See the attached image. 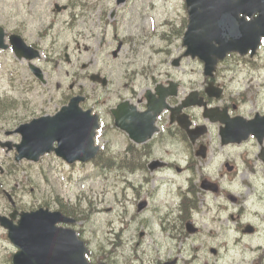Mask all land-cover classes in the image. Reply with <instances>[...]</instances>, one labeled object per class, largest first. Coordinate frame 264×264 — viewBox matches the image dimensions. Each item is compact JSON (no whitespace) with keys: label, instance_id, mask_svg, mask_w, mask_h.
Returning <instances> with one entry per match:
<instances>
[{"label":"flooded vegetation","instance_id":"obj_1","mask_svg":"<svg viewBox=\"0 0 264 264\" xmlns=\"http://www.w3.org/2000/svg\"><path fill=\"white\" fill-rule=\"evenodd\" d=\"M78 38L82 42L83 49L79 51L76 59L80 70V85H78L80 93L75 94L84 96L82 94L85 77L81 76L82 74L107 72L110 75L107 84L111 87L109 100L96 98L90 103V100L84 96L80 103L83 110H90L98 118V136H100L98 139L106 140L105 144L98 142L100 150L113 145L117 136L127 133L116 127L115 118H119L124 121L128 129L142 128L146 134L151 133V137L138 146L139 149L132 148V143L123 135L126 139L127 153L140 154L141 152L148 163L158 160L163 164L160 166L151 164L154 167V170L150 171L151 176L155 177L158 173L172 178L181 177L184 172L192 169L190 162L195 159L208 161L209 168L208 170L206 168V176L201 177L200 181L207 179L215 183L216 192H204L198 187L199 181L184 177L181 181L188 185L187 191L193 195V200H196V195L202 194L209 198H216L220 202H227V191L234 190L239 172L254 176L256 171H261L264 177V166L259 158L261 150L264 149V125L258 120L264 115V103L253 108L251 105L255 99L241 104H237L230 97L226 99L225 89L220 86L219 81L222 75L220 68L216 67L212 75L207 76L204 74L202 65L190 67L189 72L184 74L180 71L186 70L185 68L167 67L163 72H156L159 70L157 67H116L112 63L121 52L120 47L117 54L115 53L116 43L108 45L103 37L99 38L94 32L85 28L79 33ZM263 45L264 41L261 40L253 56L250 53L245 56L229 54L230 56L227 55L224 62L236 57L242 61L247 60L252 68L257 69V64L249 58L264 57ZM33 47L37 48L36 45ZM78 48L80 49V45ZM54 63L56 66L57 61ZM42 64H48L46 56ZM188 96L194 97L195 100L201 99L204 106L198 107L193 104L183 106V101ZM257 96L263 95L257 92ZM258 100L259 98L256 102ZM205 109L208 110L209 115H205ZM256 119L255 134L258 137L263 136L260 141L254 135H250L251 129L248 126L249 121L254 122ZM186 130H190L193 138L190 139ZM227 136L246 139L241 143L224 144L222 140ZM179 147L184 166L170 162L174 151ZM236 148L244 149V151L237 155L225 154L229 153L228 150ZM198 152L204 153L205 157H198ZM249 155L253 158L250 159ZM226 165L231 169L225 168ZM150 181L153 185L157 183V180ZM232 200L235 201V198ZM201 207L207 213L210 212L206 201ZM224 210L225 206L217 202L216 213H223ZM229 219L237 221L239 231L242 233L244 226L240 225L239 215H229ZM173 222L179 224L180 219L175 218ZM192 223L197 228L194 234L196 236L200 233L199 225L194 220ZM210 228L212 231L222 229L223 224L214 221Z\"/></svg>","mask_w":264,"mask_h":264},{"label":"rangeland","instance_id":"obj_2","mask_svg":"<svg viewBox=\"0 0 264 264\" xmlns=\"http://www.w3.org/2000/svg\"><path fill=\"white\" fill-rule=\"evenodd\" d=\"M80 1L82 0H0V25L4 27L7 32L15 29H25V36L30 41H38L36 34L39 33V30L47 28L48 24H54V26H52L53 29L61 30V35H59L57 39V45L67 43L69 44V48L66 51L76 54V37H74L76 33L71 36L70 33H65L68 32L66 27L60 26L61 24L66 25L72 22V19L76 20V22H73L76 25L75 30L78 29L79 26L82 27L83 25L81 23L83 22L88 24L89 28L97 30L96 24H98L100 13L102 12V18H104L107 23L110 24L113 22L117 24L119 33H133L138 35L140 29H136L135 26H139L141 29L145 30L146 33L151 31L152 26V28L155 27L154 30H156V33H162L166 30V27L162 25L164 22H169L176 26L178 23H181L180 14H184L185 12L183 11V0H130L125 6L120 7L115 6L112 0H104L91 9L82 8ZM53 3H58L59 5L71 3V7L66 13L61 12L60 14H54L51 11ZM74 3L76 5H74ZM114 9H117L114 18H109L108 13L114 11ZM51 19L55 20V22L49 23L48 21ZM52 36L53 35L49 33L44 37L43 40H41L42 44L43 42L48 43L52 39ZM155 44L156 42H154V45ZM175 47L176 46H174V48ZM169 48L173 52H176V49L173 50L171 46H169ZM62 51L63 50H61V52ZM0 62H3V66L0 65V95L6 94L7 96L13 95L15 98H28L31 100L30 102H32L28 109L21 108L19 110L18 119L13 121L12 118H10L12 113L4 117V130H11L34 115L38 116L42 112L50 113L58 108L59 104L57 103L61 98V94L56 92L53 87L36 86L28 95H25L20 84L16 81L15 74L19 73V71H17V63L13 60L11 55L4 54V58L0 57ZM164 66L168 65L165 64ZM64 68L69 67L66 66ZM19 74L20 82H25L28 77L25 70L21 69ZM58 78H63V80H65L64 76L60 77V73L57 70L53 75V79ZM89 94L90 96L93 95L92 90H89ZM28 99L26 101H29ZM43 101H45V104H43ZM110 153V151L107 152V154ZM2 156L3 158H9L6 153H3ZM103 156L105 155L102 154V157ZM111 156L114 160L119 159L117 153H113ZM25 168L26 172H21L16 182L18 184L23 182L22 185L25 184L24 190L26 191V199H28L31 204L41 203L43 199H47V201L52 204L51 208L54 210L56 208L55 198L59 196L63 198V200L77 203L83 208L85 207L86 210H91V205L83 200H91L96 210H102L99 213H96L95 210L86 221L82 220L78 222L75 227L76 231H81V238L87 242L86 246L92 254H97L99 252V245L109 249L110 247H108L107 244L114 239V233L122 230L125 246L121 251L125 252V256L129 255V248L131 244L133 245L134 240L137 239L138 232H136V230H138L140 232L144 231L145 234H151L143 238L145 243L149 244L151 242V237L161 239L157 245L159 248L151 247L143 249V257L145 260L150 259L153 261L165 259L167 257H176L179 260V264H184L183 258H188L183 252L184 249H187L184 245H174V249L168 248L169 241H166L164 236H160L158 224L155 221L156 219H153L154 213L165 211L169 206L174 207L177 203L178 197L171 192L172 188L167 186L161 187L157 196L151 200L148 211L146 210L147 212L140 213L136 219H133L131 216L132 214L135 215V209L133 210V195L129 191L126 192L125 197L121 195L122 191L129 189L125 184H122V187L113 184V173L109 171L105 172L100 170V172H102L101 174L91 164L65 166L61 162L50 157L45 158L38 166L29 165ZM26 177L28 178L26 179ZM250 178L251 176L240 174L241 181H247L250 180ZM148 188L150 189L152 187L148 186ZM247 191L248 189H246V192ZM204 201L217 204V201H210L207 196L202 194L196 195V202L200 208L204 204ZM239 204H242V200ZM243 204H245V202ZM256 206V200L247 201V208L251 211V214L254 212H261ZM262 207H264V204ZM106 209L110 211L108 210L105 212ZM247 215L250 217V214ZM206 220H210V215L203 216L200 214V226L204 237L203 244L205 245V241L208 242L204 251L208 253V248L215 247L218 243L214 240L215 237L206 234ZM225 221L221 222L226 224L227 221ZM142 223L146 224V226ZM211 225L212 223L210 226ZM262 227L264 228V224ZM146 228L148 230H146ZM4 238V235L0 234V264H9L8 258L13 249ZM227 240L228 236L225 233L219 237L220 242L227 243ZM256 240L257 238L255 237L252 239H244L240 250L236 252L231 251L229 255L226 250L222 248L220 250V256L224 259L219 262V264H254L253 260L260 255L249 254V257L243 260L242 251L246 250L249 245H253ZM189 241L192 242L193 240L189 238V240L187 239L184 241V244H188ZM193 242H196V244H192L193 246H197L200 249L203 248L199 241ZM141 251L142 249L137 251L140 257H142ZM260 254V257H262V252H260ZM202 258L204 257L202 256ZM201 259L199 263H197L196 260V262L189 261L187 263L202 264ZM190 260H192V257ZM261 264H264V261Z\"/></svg>","mask_w":264,"mask_h":264},{"label":"water","instance_id":"obj_3","mask_svg":"<svg viewBox=\"0 0 264 264\" xmlns=\"http://www.w3.org/2000/svg\"><path fill=\"white\" fill-rule=\"evenodd\" d=\"M186 3L190 14L186 37L198 27L199 21L203 19L210 21L203 25L204 27L218 29L217 34L222 32L224 26L221 24V12H223L226 0H186ZM12 38L13 48L20 49L25 54L19 39ZM1 42L0 30V44ZM188 43L190 45L189 40ZM36 122L21 129V147L27 156L38 148L46 147L54 140L60 142L56 153L69 162L76 159L85 161L93 156L91 138L94 121L89 122L87 117L80 119V114L75 116L69 113L67 116L65 111L55 118L41 119ZM42 214L37 233L29 234L28 229L9 232L8 237L11 242L20 248V252L13 257V264H86L83 259L85 249L83 244L77 240L75 233L68 229L55 227L56 223H68L72 220L64 218L59 213L43 212Z\"/></svg>","mask_w":264,"mask_h":264},{"label":"trees","instance_id":"obj_4","mask_svg":"<svg viewBox=\"0 0 264 264\" xmlns=\"http://www.w3.org/2000/svg\"><path fill=\"white\" fill-rule=\"evenodd\" d=\"M59 209L63 213L69 212V209L67 208V205L62 204V203L59 204Z\"/></svg>","mask_w":264,"mask_h":264},{"label":"bare ground","instance_id":"obj_5","mask_svg":"<svg viewBox=\"0 0 264 264\" xmlns=\"http://www.w3.org/2000/svg\"><path fill=\"white\" fill-rule=\"evenodd\" d=\"M176 222V221H175Z\"/></svg>","mask_w":264,"mask_h":264}]
</instances>
